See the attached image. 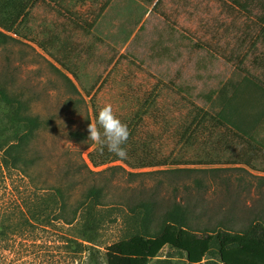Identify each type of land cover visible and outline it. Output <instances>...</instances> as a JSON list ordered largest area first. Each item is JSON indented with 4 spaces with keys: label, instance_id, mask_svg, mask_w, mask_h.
<instances>
[{
    "label": "rangeland",
    "instance_id": "rangeland-1",
    "mask_svg": "<svg viewBox=\"0 0 264 264\" xmlns=\"http://www.w3.org/2000/svg\"><path fill=\"white\" fill-rule=\"evenodd\" d=\"M108 1L43 0L32 12L38 44H49L54 34L68 40L80 84L36 43L15 38L0 48V87L21 96L33 114L52 122L33 144L40 156L35 170L51 181L64 172L79 176V193L82 186L101 179L90 172L115 168L104 176L114 182L117 201L111 204L122 206V223L104 229L107 245L124 238L123 216L142 200H155L160 212L175 203L187 206L197 227L225 222L241 230L254 217L264 220V150L222 121L247 114L244 88L246 83L257 86L247 77L260 83L264 79L261 5L244 10L233 0ZM144 15L146 22L139 27ZM56 68L71 79L85 102ZM105 104L113 106L130 131L126 159L88 137L83 142L69 137L74 131L89 136L88 125L97 122ZM236 123L238 128L243 125ZM216 169L220 171H211ZM131 173L143 175L134 178ZM39 186L6 166L0 147V231L7 228L11 237L0 246H10L14 260L27 244L26 208ZM37 232L39 238L45 235ZM52 232L67 233L65 228ZM54 233L49 237L57 238ZM168 254L175 264H188L169 247L157 260Z\"/></svg>",
    "mask_w": 264,
    "mask_h": 264
},
{
    "label": "trees",
    "instance_id": "trees-1",
    "mask_svg": "<svg viewBox=\"0 0 264 264\" xmlns=\"http://www.w3.org/2000/svg\"><path fill=\"white\" fill-rule=\"evenodd\" d=\"M255 3L262 7L263 14L259 21L263 27V0H246L244 4H238L246 10ZM0 23L6 29L11 27L5 18L0 17ZM12 41L16 42V39L0 29V48ZM56 70L73 93L80 97L81 103L85 102L71 79L59 69ZM257 88L254 87L255 90ZM51 125L48 119L33 114L21 96L0 87V147L3 162L22 173L35 186L40 185V192L26 208L24 225L27 230L23 235L27 244L22 245L23 250L16 252L20 258L12 259L10 246H0V264H152L166 247L174 250L179 260L185 258L188 264H264V220L254 217L241 230L225 222L215 227H197L189 207L179 203L161 212L155 200L131 204L123 216L124 238L110 245L105 244L103 237L107 225L122 223V206L111 204V201H117L112 196L114 182L104 176L115 168L90 172L101 179L83 184L79 193H76L79 184L77 175L64 172L57 175L55 181L44 176L42 178L34 168L40 156L33 144L38 133ZM69 137L83 142L88 136L74 131L69 133ZM250 140L264 150V118ZM187 171L199 170H169L166 173ZM77 173L81 175L80 170ZM129 175L137 178L143 174ZM114 212L116 217H113ZM64 228L67 233L52 232L53 229ZM37 230L46 236L39 238ZM50 233L57 238L49 237ZM9 241L8 229L1 230L0 242ZM52 241L61 245H55ZM53 246L61 251L53 252ZM174 259L168 254L157 261L158 264H175Z\"/></svg>",
    "mask_w": 264,
    "mask_h": 264
},
{
    "label": "crops",
    "instance_id": "crops-1",
    "mask_svg": "<svg viewBox=\"0 0 264 264\" xmlns=\"http://www.w3.org/2000/svg\"><path fill=\"white\" fill-rule=\"evenodd\" d=\"M0 0V17L5 18L7 21V24H9L11 27H8L9 29H6L2 26L0 23V29L9 35H12L14 38L23 39L25 41H29L32 43H36L41 50L50 58L52 59L60 68H62L66 73L73 76L76 81L80 84V80L76 75V72L71 67V60L70 58V51L68 50V40H64L60 35L54 34L50 38L47 39V42L50 44H46L43 41H41L39 44L35 40V35L33 34V30L31 27L32 22V12L34 8L41 3L43 0H6L5 2H1ZM54 1V0H53ZM112 0L108 1L111 2ZM245 3L246 0H233V4H235L237 7H242L238 3ZM56 2V1H55ZM264 3V0H263ZM159 5V1L154 4L152 7L151 13L153 10L155 11ZM262 8V7H261ZM263 11V10H262ZM147 17L142 18V23L138 22L139 27H141L144 24V21L146 22ZM8 25V26H9ZM45 41V40H44ZM62 54V57L59 55ZM247 77V76H246ZM247 79H251L250 81L252 83H255L258 87L256 90L253 89L251 86L252 84L246 83V87L244 88L243 92L248 93V110L247 114L241 116L240 118H231L230 116H226V118H222V121L225 125V127H230V129L236 130L237 132L242 133L247 139L250 140V137L254 133V131L257 129L258 125L261 123V121L264 118V111L259 110L262 107L264 108V79H261V83L258 80H255L251 78L250 76L247 77ZM247 80V82H249ZM253 86H255L253 84ZM85 90V89H84ZM94 89L88 90L87 96L91 97L92 92ZM86 91V90H85ZM253 91V92H251ZM94 97V96H93ZM93 97L91 99H93ZM263 111V112H262ZM263 113L260 117L259 114ZM239 123H243L239 128L235 125ZM234 124L235 126L231 125ZM256 124V125H255ZM229 125V126H226ZM255 125V127H254ZM228 129V128H226ZM234 134V133H233ZM251 142V140H250ZM255 146V145H254ZM256 147V146H255Z\"/></svg>",
    "mask_w": 264,
    "mask_h": 264
},
{
    "label": "clouds",
    "instance_id": "clouds-1",
    "mask_svg": "<svg viewBox=\"0 0 264 264\" xmlns=\"http://www.w3.org/2000/svg\"><path fill=\"white\" fill-rule=\"evenodd\" d=\"M99 125V127L97 126ZM88 140L107 148L120 159L127 158V150L124 147L128 142L130 131L116 115L111 104H105L98 112L97 122L88 125Z\"/></svg>",
    "mask_w": 264,
    "mask_h": 264
}]
</instances>
